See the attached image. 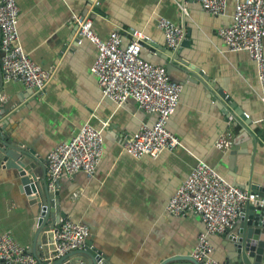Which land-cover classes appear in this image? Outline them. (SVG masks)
Listing matches in <instances>:
<instances>
[{
	"label": "crops",
	"instance_id": "1",
	"mask_svg": "<svg viewBox=\"0 0 264 264\" xmlns=\"http://www.w3.org/2000/svg\"><path fill=\"white\" fill-rule=\"evenodd\" d=\"M16 2L21 44L52 77L42 96L21 82H6L0 53V130L4 128L14 144L34 149L40 159H29L26 168L35 178L0 164V232L11 230L27 250L42 248L48 226L38 229L37 213L44 194L46 156L86 122L104 135V154L95 175L62 176L55 190L60 191L61 209L90 227L93 249L113 264H162L166 258L192 256L205 223L198 214L176 215L166 207L198 160L208 161L234 185L264 187V85L249 54L230 51L219 35L222 27L233 22L232 0L223 15L208 12L200 0H187L185 13L182 0ZM76 15L92 18L95 32L103 39L120 30L125 44L135 29L165 47L159 18L183 24L184 39L190 43L186 58L253 121V135L216 98L212 87L191 78L181 81L185 73L175 69L169 74L183 84V91L168 127L180 137L182 147L165 150L156 158L130 154L123 145L125 134H133L143 122L152 124L157 115L141 109L134 99L120 106L104 98L92 71L97 46L79 36ZM142 57L166 66L164 58L146 47ZM225 131L233 135L229 148L216 145ZM210 241L212 256L225 262V240L215 234Z\"/></svg>",
	"mask_w": 264,
	"mask_h": 264
},
{
	"label": "built area",
	"instance_id": "2",
	"mask_svg": "<svg viewBox=\"0 0 264 264\" xmlns=\"http://www.w3.org/2000/svg\"><path fill=\"white\" fill-rule=\"evenodd\" d=\"M180 7L186 12V1ZM233 22L219 30L230 51H246L257 63L259 80L264 85V0H232ZM203 8L215 15L226 12L229 0H200ZM20 9L16 0H0V53L3 79L23 83L28 89L44 94L51 71L34 61L20 41L18 29ZM79 36L89 39L98 49L92 65L104 98L118 105L134 99L139 107L157 113L152 123H141L133 134H125L124 148L135 157L156 158L165 150L182 147L181 139L168 127L180 103L183 84L170 76L163 64L142 57L143 31L134 30L124 43L120 30L103 39L94 29L93 19L74 16ZM158 26L164 31L168 47L177 49L186 36L183 24L161 16ZM148 39V38H147ZM233 135L225 131L216 145L229 148ZM104 154V135L91 122L84 123L69 141L57 145L46 156L47 180L55 190L62 176L73 178L79 172L95 175ZM248 202L264 206L259 190L244 189L222 176L208 161L200 159L167 204L176 215L198 214L206 230L198 235L192 256L202 264H224L212 256L210 236L232 228ZM54 246L58 255L83 249L90 235L87 224L70 217L62 218L54 229ZM0 264H38L37 258L20 244L11 230L0 232Z\"/></svg>",
	"mask_w": 264,
	"mask_h": 264
},
{
	"label": "water",
	"instance_id": "3",
	"mask_svg": "<svg viewBox=\"0 0 264 264\" xmlns=\"http://www.w3.org/2000/svg\"><path fill=\"white\" fill-rule=\"evenodd\" d=\"M78 28L79 25H77V29ZM134 30L135 29H131L130 37ZM142 44L143 47L155 51L165 59L164 63L169 73H172L175 69L183 71L186 77L180 79L181 81H186L187 78H191L193 80L202 81L207 88L212 87V92L215 93L216 91L218 94L216 98L222 102L228 112L234 116L236 121L241 124L248 133L253 135V121L243 113V110L239 109L238 105H234L230 102L228 95H225L218 87L211 84V81H209L203 71L199 70L188 61L185 53V48L190 47L188 40L184 39L177 49H172L168 47V45L165 47L157 45L147 38L142 40ZM155 114L157 115V113ZM22 146L23 143L21 142L14 144L11 135L7 131H4V128L0 130V164L17 169L22 176L35 178L36 175L32 174L33 171L27 170L26 168H29L31 163L29 159L35 161H39L40 159L35 156L36 151L34 149ZM41 160L44 161L43 158ZM29 177L28 181L31 182ZM57 183H59V181ZM252 189L259 190L260 194L264 196V187L254 185ZM42 197L43 200L38 201L39 209L37 213V223L39 224L38 229H40V231L48 226L47 229H45L47 231L45 242L38 252L35 251L33 246L28 250L29 253L37 258L38 264H113L109 257L103 254L102 251L93 249L89 240L83 249L73 250L63 255H58L53 243V229L61 223L62 218L68 217V212L61 209L60 191L50 189L49 187L47 167L44 194L42 192ZM218 235L225 240L226 259L225 262H223L224 264H264V206L248 202L234 226ZM165 260L162 264H202L191 256V254L170 257Z\"/></svg>",
	"mask_w": 264,
	"mask_h": 264
}]
</instances>
